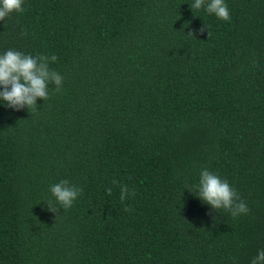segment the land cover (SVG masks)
<instances>
[{
    "label": "trees",
    "instance_id": "trees-1",
    "mask_svg": "<svg viewBox=\"0 0 264 264\" xmlns=\"http://www.w3.org/2000/svg\"><path fill=\"white\" fill-rule=\"evenodd\" d=\"M193 2L24 0L0 21V54L55 55L64 77L35 112L0 102V264H251L264 250V0H225L228 22ZM202 168L247 215L198 199ZM65 179L83 192L50 212Z\"/></svg>",
    "mask_w": 264,
    "mask_h": 264
},
{
    "label": "clouds",
    "instance_id": "clouds-1",
    "mask_svg": "<svg viewBox=\"0 0 264 264\" xmlns=\"http://www.w3.org/2000/svg\"><path fill=\"white\" fill-rule=\"evenodd\" d=\"M24 0H0V21L5 20L12 13H22ZM205 8L208 14H213L219 20L230 21V12L225 0H194L190 9ZM199 31H205V27ZM26 30H21V35H26ZM188 36L193 35L189 33ZM210 33H208V37ZM57 56L24 54L20 51L9 49L0 54V102L11 109H32L37 111L36 101L49 98V85L54 86V91H61L64 77L56 70L50 68V63L56 62ZM113 184L117 182L112 181ZM120 201L123 203L130 195L128 186L120 185ZM195 195L207 204L212 210H226L233 218L247 215L249 208L235 189L222 179L218 174L202 168L199 172V181L195 186ZM49 191L54 200L46 201L48 211L58 213L60 209H69L79 197L83 189L70 184L68 180H61L52 184ZM190 192V191H189ZM107 195L112 194V188L106 189ZM192 193V192H191ZM60 205L57 207L56 205ZM131 209L125 207L124 211ZM58 216V215H57ZM251 264H264V250L257 252Z\"/></svg>",
    "mask_w": 264,
    "mask_h": 264
}]
</instances>
